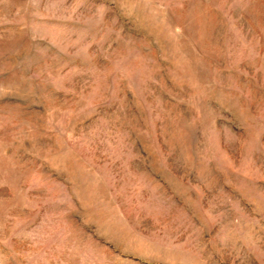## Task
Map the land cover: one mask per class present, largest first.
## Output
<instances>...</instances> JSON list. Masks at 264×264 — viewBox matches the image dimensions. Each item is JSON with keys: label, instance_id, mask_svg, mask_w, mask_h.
Wrapping results in <instances>:
<instances>
[{"label": "rangeland", "instance_id": "rangeland-1", "mask_svg": "<svg viewBox=\"0 0 264 264\" xmlns=\"http://www.w3.org/2000/svg\"><path fill=\"white\" fill-rule=\"evenodd\" d=\"M0 264H264V0H0Z\"/></svg>", "mask_w": 264, "mask_h": 264}]
</instances>
